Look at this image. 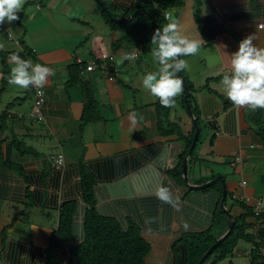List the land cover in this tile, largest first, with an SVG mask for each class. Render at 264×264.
I'll list each match as a JSON object with an SVG mask.
<instances>
[{
  "label": "crops",
  "instance_id": "0c3cea01",
  "mask_svg": "<svg viewBox=\"0 0 264 264\" xmlns=\"http://www.w3.org/2000/svg\"><path fill=\"white\" fill-rule=\"evenodd\" d=\"M34 1L39 9L40 0ZM74 1L79 7L73 17L92 21L73 18V41L71 45L64 41L57 55L47 57L39 46L37 54L32 48L40 41L35 43L26 29V41L18 38V47L8 39L7 30L0 36L4 45L0 49V264H44L60 207L68 202L75 203L71 231L68 239H58V256L61 264H76L70 250L82 242L86 211L80 166L94 180L98 213L123 226L131 222L139 230L149 246L144 264H184L182 238L205 232L216 219L215 233H225L228 218L219 214L222 186L189 188L216 177L224 181L232 208L240 206L232 213L225 203L226 210L236 224L246 225L244 232L251 239L237 238L231 251L216 253L203 264H251L252 254L264 258V108L236 106L219 90L221 69L230 71L231 54L242 39L251 35L254 45L264 47V0H182L181 7L170 11L169 22L204 41L197 54L180 57L188 63L181 74L191 87L201 131L187 161L189 186L171 174L186 138L195 131L182 104L183 92L162 123L163 131L175 130L162 134L157 127L158 98L142 86L143 75L158 70V63L134 66L137 55L133 67L127 68V61L119 58L121 74L112 81L101 70L86 73L84 66L77 65L73 71L75 60L89 61L94 57L90 49L104 40L110 52L135 53L112 47L120 35L94 20L95 0ZM108 1L118 18H124L120 15L137 0ZM11 53L53 72L44 84L42 122L26 117L33 102L30 88L5 82ZM69 78L74 84L68 85ZM82 85L97 105L94 121L83 127ZM130 113L136 114L135 125ZM14 114L26 116L17 119ZM58 154L63 157L59 168L50 161ZM238 155L240 161L235 162ZM160 187L168 189L170 202L158 198Z\"/></svg>",
  "mask_w": 264,
  "mask_h": 264
},
{
  "label": "trees",
  "instance_id": "16d2710c",
  "mask_svg": "<svg viewBox=\"0 0 264 264\" xmlns=\"http://www.w3.org/2000/svg\"><path fill=\"white\" fill-rule=\"evenodd\" d=\"M106 10H102L97 6L101 17L104 19L112 30L117 31L119 27H129L126 24H116L110 22V17L118 18L114 13L115 8L112 4L109 6L102 0H99ZM182 6V0H137L128 10V12L121 14V17L132 16V22L134 26H131L127 41L136 46L144 48L151 40L152 35L158 28H163L165 20L163 13L167 10L177 9ZM109 13V15H108ZM133 35V36H132ZM133 41V43L131 42ZM121 39L117 40L112 46L114 49L121 47ZM115 51V50H114ZM20 55V53H19ZM70 68L77 69V65L74 64ZM78 72V70H77ZM76 77V75H75ZM76 79V78H75ZM7 78L5 79V82ZM77 81V79L75 80ZM4 84V80L2 82ZM74 84V79L69 78L68 85ZM189 96L185 100L183 91L182 104L185 105L187 110L188 106L195 118L196 124L199 127L198 110L194 99L190 93L191 87L186 82ZM82 92L84 95V109L82 115V124L84 125L94 121V114H96L97 105L93 99L89 88L86 85H82ZM157 108V127L162 134L167 132H173L175 128L163 131V121L167 119L171 107H163L159 103V99L156 102ZM97 116V115H96ZM194 129V127H193ZM193 133L186 138L185 149L177 158V162L174 168L171 170L179 181H182L181 168L182 161L186 154L189 152V148L192 143ZM201 131L199 128V135ZM198 140L191 151L190 157L193 156ZM81 169V188H82V201L86 205V211L83 220V238L82 242L75 248L70 250L71 256L74 258L76 264H144V258L148 254L149 246L141 238L139 230L131 223L127 226H123L116 220L102 216L95 208V198L93 197L94 180L89 175L84 166H80ZM205 190V189H204ZM227 199V196H226ZM75 203L68 202L60 207L58 214V227L52 234L49 245L45 249L44 264H61V260L58 256V239L66 240L70 235L71 218L74 213ZM220 216H224V212L219 209ZM217 219L213 222L205 232L188 235L182 238L184 246V264H197L202 255L216 242V240L222 235L215 233ZM244 222V220H243ZM246 225L241 222H237L232 234L224 239L222 243L216 248L212 255L205 259L207 262L214 254L219 253L225 255L231 251L234 247L235 240L239 237L250 240L251 237L245 234ZM256 247V246H255ZM251 264H264V258L256 254L251 255Z\"/></svg>",
  "mask_w": 264,
  "mask_h": 264
},
{
  "label": "clouds",
  "instance_id": "9594fccd",
  "mask_svg": "<svg viewBox=\"0 0 264 264\" xmlns=\"http://www.w3.org/2000/svg\"><path fill=\"white\" fill-rule=\"evenodd\" d=\"M23 5L24 0H0V26L5 23L11 25L18 20ZM14 34L9 27L8 39H13ZM253 39L250 35L239 42L238 50L231 54L230 71L221 69L219 90L234 105L248 106L254 110L264 108V47L254 45ZM203 43L201 37L197 39L186 34L176 22L155 30L151 37V45L154 46L151 52L160 67L155 72L143 75L142 86L159 99L161 106L175 107V98L183 92V80L178 73L188 67L187 61L180 57L197 54ZM3 48L4 45L0 44V49ZM130 58L127 54L122 57ZM8 62L11 67L7 82L22 89L30 86L42 88L53 74L48 67L34 64L31 59L25 60L18 53H11ZM129 120L135 125L136 114L130 113ZM156 195L165 202L171 200V194L165 187H160Z\"/></svg>",
  "mask_w": 264,
  "mask_h": 264
},
{
  "label": "rangeland",
  "instance_id": "374dc122",
  "mask_svg": "<svg viewBox=\"0 0 264 264\" xmlns=\"http://www.w3.org/2000/svg\"><path fill=\"white\" fill-rule=\"evenodd\" d=\"M103 1L107 6L110 5L108 0ZM39 5L40 8L37 9L34 0H24L23 7L25 8V10L23 11L22 15H20L19 19L13 22L11 25L5 23L4 25L0 26V36H3V32L11 27L14 30V37L16 38V40L20 38L25 39L26 41L25 37H27V33H24V30L26 29L30 38L35 43H38L40 41V44H36L32 49L37 51L38 54L40 48L41 52L48 57L49 55L59 54L57 50L64 48V41L69 42V45H71V42L73 41V23H71L73 22V18L79 20L80 22L88 21L89 23L92 21V19H84L83 17H73V13L75 15L78 14L76 10H78L77 7H79L77 6L78 3L74 0H40ZM74 8H76V10ZM97 8L98 7H95L94 9V13L96 16L94 20L104 25L105 21L100 17L101 14L99 15L100 12ZM112 13L114 14L116 12L113 11ZM91 24L92 23H90V25ZM134 24V22H131L129 24H126L129 25L130 28L119 27L117 29V32L119 33L122 40L120 48H125V51H135V53L138 55V59L135 61L134 66L144 65L146 67L149 66L151 62L156 64L157 62H155L151 52V49L154 47L153 45H151V40L144 48H142L141 46H136L135 44H131L129 41H127L131 26H134ZM165 25L166 23L164 24V26ZM91 31H93L94 34L99 33L98 29H92ZM110 34H113V32L110 31ZM83 42L85 41L83 40ZM131 42L133 43L132 40ZM83 44L84 43H82V45ZM89 44L90 42H88L87 45ZM87 47L89 46L83 47V49L86 50ZM11 49H14L13 45L11 46ZM90 51L94 53V56H98L101 53H112L110 52V45L106 40H104L103 45H93ZM117 59H119V57ZM133 61L134 60L125 62L127 68L133 67L131 64L133 63ZM225 203L227 204L228 209L232 210V213L237 210V208L240 209V206L238 204L236 205L237 208L235 207L233 209L230 205V199L228 197ZM248 217L249 216H247V218Z\"/></svg>",
  "mask_w": 264,
  "mask_h": 264
},
{
  "label": "built area",
  "instance_id": "2783aa9c",
  "mask_svg": "<svg viewBox=\"0 0 264 264\" xmlns=\"http://www.w3.org/2000/svg\"><path fill=\"white\" fill-rule=\"evenodd\" d=\"M172 17L170 11H165L163 13V18L165 19L166 22L170 23L169 20ZM259 27H262L260 25ZM14 42L16 46H19V43L16 39H9ZM127 54L130 59H122V57ZM121 58L123 61H130V60H135L137 58V54L134 52H128V53H118L113 51L112 53H101L100 55H96L92 57L89 61L83 62L80 59L75 60V64L78 66H84V72L90 73L95 70H101L102 74L104 75L107 80L112 81L115 78L119 77L121 74L120 67L116 64L117 58ZM32 94H33V102L32 106L30 109L29 114L22 115V114H14V116L17 119H22L25 118V116L29 119H32L36 122H42L43 121V115L41 113V108L45 102V90L44 86L42 88H34V87H29ZM241 156L238 155L235 157V162L240 161ZM50 161L52 164H54L57 168L61 167L63 165V157L61 154L55 155V156H50ZM245 182H241L240 186H244ZM248 199H246L247 202ZM245 201V200H244ZM259 203L256 204V208L259 207Z\"/></svg>",
  "mask_w": 264,
  "mask_h": 264
},
{
  "label": "water",
  "instance_id": "95a60500",
  "mask_svg": "<svg viewBox=\"0 0 264 264\" xmlns=\"http://www.w3.org/2000/svg\"><path fill=\"white\" fill-rule=\"evenodd\" d=\"M95 1H96V4L101 7L102 10L107 11L106 8L103 7V5L98 0H95ZM108 15H109V13H108ZM110 22L116 23V24H129V23L132 22V17H129V18H115V17H110ZM178 75L183 80V91L185 92L184 98L186 100V99H188V96H189L187 84H186V81L183 78L181 72H179ZM186 107H187V111H188L189 117L191 119L192 125H193V127L195 129L194 134H193V138H192V143H191V146L189 148V152L184 157V159L182 161V168H181L182 179H183L184 183L187 186H189L188 178H187V161H188V158L191 155L192 149L194 148V146H195V144H196V142L198 140L199 127L197 126L196 121H195V119L193 117L192 110L188 106H186ZM216 183H219L222 186V195H221V199H220V202H219V208L224 212V214L228 218V227H227L225 233L222 234L216 240V242L202 255V257L199 259V261L197 262V264H203L204 261H205V259H207L210 255H212L213 251L216 248L219 247V245L222 243V241L224 239H226L227 237H229L232 234V232L234 230V227H235V224H236L235 220L229 215V212L225 208L226 188H225V184H224V181L222 180V178L216 177L213 180H211V181H209V182H207V183H205L203 185H200L198 187H191V186H189V188H191L192 190H197L198 191V190H202V189H205V188H209V187L215 185Z\"/></svg>",
  "mask_w": 264,
  "mask_h": 264
}]
</instances>
